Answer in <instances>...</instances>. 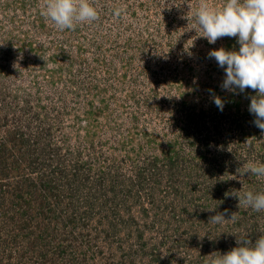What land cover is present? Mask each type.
<instances>
[{"label": "rangeland", "instance_id": "1", "mask_svg": "<svg viewBox=\"0 0 264 264\" xmlns=\"http://www.w3.org/2000/svg\"><path fill=\"white\" fill-rule=\"evenodd\" d=\"M92 2L61 31L44 0H0V264H211L254 243L264 211L231 193L264 192L240 174L264 163L256 92L223 90L208 56L238 38L200 36L201 0Z\"/></svg>", "mask_w": 264, "mask_h": 264}, {"label": "clouds", "instance_id": "2", "mask_svg": "<svg viewBox=\"0 0 264 264\" xmlns=\"http://www.w3.org/2000/svg\"><path fill=\"white\" fill-rule=\"evenodd\" d=\"M41 14L61 31L74 30L80 24L98 19L92 0H44ZM187 19L192 20L188 16ZM194 19L196 26L193 28L201 30L200 36L210 44L224 37L238 38V50L220 47L210 50L208 56L224 69L223 90L242 93L251 89L256 92L250 98L249 111L255 116V126L264 131V0H224L219 8L211 6L208 0H201ZM213 103L223 110L222 97L215 95ZM240 174L264 179V163H248ZM236 178L232 176L230 179ZM231 196L238 198L239 207L264 211V192L234 190ZM231 218L234 219V214ZM224 219L225 213H217L209 222L221 223ZM237 244L227 253H220L211 264H264V235L254 243L238 238Z\"/></svg>", "mask_w": 264, "mask_h": 264}]
</instances>
